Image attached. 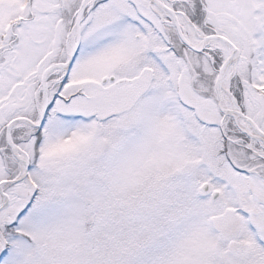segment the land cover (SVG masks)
Masks as SVG:
<instances>
[{"label":"snow or ice","instance_id":"6c2138e0","mask_svg":"<svg viewBox=\"0 0 264 264\" xmlns=\"http://www.w3.org/2000/svg\"><path fill=\"white\" fill-rule=\"evenodd\" d=\"M0 264H264V0H0Z\"/></svg>","mask_w":264,"mask_h":264}]
</instances>
